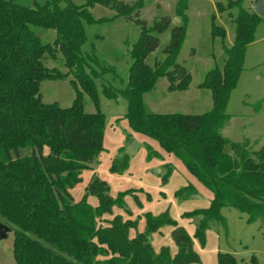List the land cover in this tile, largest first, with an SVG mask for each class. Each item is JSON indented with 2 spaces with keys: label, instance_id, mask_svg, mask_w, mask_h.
<instances>
[{
  "label": "trees",
  "instance_id": "trees-1",
  "mask_svg": "<svg viewBox=\"0 0 264 264\" xmlns=\"http://www.w3.org/2000/svg\"><path fill=\"white\" fill-rule=\"evenodd\" d=\"M144 1L86 0L76 6L69 0H51L28 8L16 0H0V222L14 229L12 253L16 264L198 263L188 235L177 226L173 236L179 251L172 257L166 248L155 254L146 234L129 238V222L113 220L105 226L96 225L113 203L107 195L108 186L97 177L88 187V193L100 200L96 210L85 200L75 204L69 193L81 181L82 170L103 150L105 116L99 110L92 76L86 71L87 56L81 52L86 41L83 21L97 22L89 12L96 5L141 27L130 50L127 87L120 91L104 87L103 95L112 100L123 98L130 129L157 141L210 190L213 197L209 208L193 213L200 217L197 233L203 235L211 225L223 224L219 215L222 207L246 214L248 222L261 220L264 226V146L249 151L245 144L231 143L218 132L229 120L225 108L243 70L246 48L262 21L245 12L240 0H227L226 8L218 4L219 13L238 7L239 14L233 20V43L224 47L223 68L211 69L198 85L211 92L212 108L200 115L147 113L143 95L155 88L157 80L166 78L169 92H181L189 88L191 76L177 63L186 35L187 1L177 3L176 12L183 23L171 29L163 50L165 58L154 67L146 64L159 45L153 33H164L170 20L162 18L148 28L139 19ZM31 26L54 30L53 43L42 44ZM212 36L224 40L225 30L213 25ZM57 52L64 58L66 73L44 64L45 58H54ZM69 75L75 91L72 105L61 108L56 103H43L40 83L63 81ZM83 92L93 101L95 113L84 111ZM228 146L233 155L226 152ZM27 147L32 148L30 156L12 157L11 152ZM122 153L123 148L111 165L113 173L128 167V156ZM192 194L188 187L178 193L180 197ZM149 227L155 230L156 225L149 222ZM218 263L235 264V260L219 255Z\"/></svg>",
  "mask_w": 264,
  "mask_h": 264
},
{
  "label": "rangeland",
  "instance_id": "rangeland-1",
  "mask_svg": "<svg viewBox=\"0 0 264 264\" xmlns=\"http://www.w3.org/2000/svg\"><path fill=\"white\" fill-rule=\"evenodd\" d=\"M51 0H16V3L32 8L44 5ZM76 6L84 5L86 0H69ZM132 4L136 0H118ZM180 0H145L139 12V19L148 28L155 21L169 18V28L162 34H155L159 40L157 49L151 53L146 64L154 67L163 61V50L169 43L170 31L183 23L176 12ZM188 9L186 35L181 46L177 63L185 67L191 76V84L185 92H169L168 80L160 78L155 88L143 96L145 110L153 114L200 115L212 108L211 92L199 89L207 72L218 67L222 69L226 60L224 47H230L235 36L233 19L239 8L217 12L218 4L227 7V0H186ZM255 0H240L245 12L252 13ZM94 23L83 21L86 41L81 52L87 56L86 71L92 76L96 87L99 110L105 116L103 150L98 157L82 170L81 181L69 190L75 204L82 203L96 210L100 207L97 196L88 193L94 177L108 186V196L113 200L110 212H104L96 220V225H108L113 220L129 222V238L143 233L155 254L162 248L168 249L174 257L179 246L173 231L175 226L182 228L190 239L192 251L198 263L219 264V255H230L235 264H264V226L261 220L248 222L247 215L234 208L222 207L219 215L223 224H213L203 232L197 233L199 216L194 212L208 209L212 193L202 185L186 168L185 164L173 154L164 152L159 143L130 129L125 118L127 102L118 97L107 99L104 87L124 90L128 83V70L132 64L130 50L139 38L141 27L134 21L115 18V12L96 5L89 10ZM225 30L224 40L212 36V26ZM32 32L42 44H52L55 31L31 26ZM44 64L62 73L68 72L64 58L57 52L54 58L47 57ZM42 81L39 87L40 99L45 104L56 103L68 108L75 98V91L69 80ZM84 111H97L93 101L82 93ZM225 113L230 121L218 132L228 140L249 141L246 148L257 151L264 146V23L259 22L253 34V41L245 52L243 70L236 87L231 91ZM230 146V145H229ZM226 152L233 155L230 147ZM128 156V167L121 173H113L111 165L119 156L120 149ZM48 150L44 149V154ZM32 148H21L16 155L30 156ZM189 188L192 195L180 197L178 193ZM187 194V193H184ZM149 222L156 225L151 230ZM9 227V226H8ZM7 238L0 240V264H16L12 244L14 229Z\"/></svg>",
  "mask_w": 264,
  "mask_h": 264
},
{
  "label": "water",
  "instance_id": "water-1",
  "mask_svg": "<svg viewBox=\"0 0 264 264\" xmlns=\"http://www.w3.org/2000/svg\"><path fill=\"white\" fill-rule=\"evenodd\" d=\"M251 10L264 23V0H255ZM10 231L7 225L0 222V240L6 239Z\"/></svg>",
  "mask_w": 264,
  "mask_h": 264
},
{
  "label": "crops",
  "instance_id": "crops-1",
  "mask_svg": "<svg viewBox=\"0 0 264 264\" xmlns=\"http://www.w3.org/2000/svg\"><path fill=\"white\" fill-rule=\"evenodd\" d=\"M233 20H234V19H233ZM233 20H232V21H233ZM232 43H233V42H232ZM231 45H232V44H231ZM190 84H191V83H190ZM155 86H156V85H155ZM189 86H190V85H189ZM198 88H199V87H198ZM188 89H189V88H188ZM188 89H187V90H188ZM199 89H201V88H199ZM187 90H186V91H187ZM175 92H176V91H175ZM181 92H185V91H181ZM144 95H145V94H144ZM144 95H143V96H144ZM143 104H144V101H143ZM144 106H145V105H144ZM229 121H230V118H229V120H228L226 123H228ZM226 123H225V125H226ZM224 138H225V137H224ZM226 139H227V138H226ZM227 140H228V139H227ZM228 141H230L231 143H239V144H245V145H247V144L249 143V141H243V142H238V141L235 142V141H232V140H228Z\"/></svg>",
  "mask_w": 264,
  "mask_h": 264
}]
</instances>
